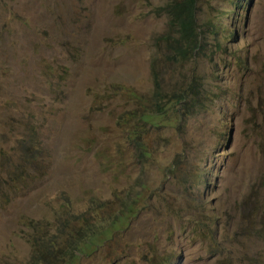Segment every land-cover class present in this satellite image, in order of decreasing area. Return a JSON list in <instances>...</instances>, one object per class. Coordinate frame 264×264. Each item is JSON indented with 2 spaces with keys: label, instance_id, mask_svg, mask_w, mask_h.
<instances>
[{
  "label": "rangeland",
  "instance_id": "1",
  "mask_svg": "<svg viewBox=\"0 0 264 264\" xmlns=\"http://www.w3.org/2000/svg\"><path fill=\"white\" fill-rule=\"evenodd\" d=\"M167 2L0 0V264L29 260L23 219L91 200L123 217L80 264H264V0H198L204 48L161 77H201L200 105L136 123L150 155L128 165L116 119L140 105L127 89L154 91Z\"/></svg>",
  "mask_w": 264,
  "mask_h": 264
},
{
  "label": "trees",
  "instance_id": "2",
  "mask_svg": "<svg viewBox=\"0 0 264 264\" xmlns=\"http://www.w3.org/2000/svg\"><path fill=\"white\" fill-rule=\"evenodd\" d=\"M197 2L198 0H169L162 7L168 17V27L155 39V53L162 49L163 59L161 63L157 60L150 62L154 91L150 95H140L134 90L127 89L135 100V104H140L138 108L124 111L123 115L116 119L126 147L132 150V159H127L128 165L133 159L143 161L150 155L145 142L143 143L144 131L142 128H136V123H148L155 128L165 127L174 118L180 120L178 115L186 117L196 112L200 105L194 95L204 89L201 77L192 74L188 81L186 78H181L175 82L173 88L166 90L162 87L165 78L161 77L162 67L195 58L204 48V37L201 35L196 20ZM111 88L114 93H117L122 86L113 84ZM125 159L122 154H117L110 163ZM173 166L172 163L169 168ZM91 201L89 215L87 212L75 213L72 211V206L64 202L55 214L51 225L45 229H42V220L23 219L26 227L24 239L26 242L29 241L30 245H28L32 247L30 258L24 263L80 264L79 260L82 255L88 254L92 243L100 244L102 238L104 242L105 237L120 230L121 225L118 220L123 217L122 213H115L99 221L92 214L100 206H96V203ZM132 203L135 204V200L128 196L124 204L128 210L127 213H133L136 208ZM75 218L80 220L79 226Z\"/></svg>",
  "mask_w": 264,
  "mask_h": 264
}]
</instances>
